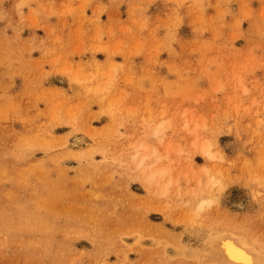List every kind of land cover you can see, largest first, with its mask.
Masks as SVG:
<instances>
[{"label":"rangeland","instance_id":"obj_1","mask_svg":"<svg viewBox=\"0 0 264 264\" xmlns=\"http://www.w3.org/2000/svg\"><path fill=\"white\" fill-rule=\"evenodd\" d=\"M222 229L264 252V0H0V264H202Z\"/></svg>","mask_w":264,"mask_h":264},{"label":"bare ground","instance_id":"obj_2","mask_svg":"<svg viewBox=\"0 0 264 264\" xmlns=\"http://www.w3.org/2000/svg\"><path fill=\"white\" fill-rule=\"evenodd\" d=\"M161 130L157 128L154 133ZM85 139L82 135L75 136L73 142L75 145H82ZM202 155L213 157L208 144L202 147ZM208 197L203 198L199 203V208L208 202ZM201 229L190 230L198 241H201ZM203 246L195 247L191 250L194 257H197L202 264H264V252L259 249L255 243L246 236H242L230 229H222L207 238ZM203 257V258H202Z\"/></svg>","mask_w":264,"mask_h":264}]
</instances>
